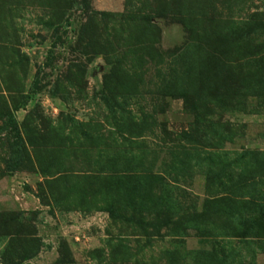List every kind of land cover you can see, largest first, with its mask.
<instances>
[{
	"label": "rangeland",
	"instance_id": "374dc122",
	"mask_svg": "<svg viewBox=\"0 0 264 264\" xmlns=\"http://www.w3.org/2000/svg\"><path fill=\"white\" fill-rule=\"evenodd\" d=\"M0 264H264V0H0Z\"/></svg>",
	"mask_w": 264,
	"mask_h": 264
},
{
	"label": "trees",
	"instance_id": "16d2710c",
	"mask_svg": "<svg viewBox=\"0 0 264 264\" xmlns=\"http://www.w3.org/2000/svg\"><path fill=\"white\" fill-rule=\"evenodd\" d=\"M16 122V117L12 114L11 115V119H10V123L11 124H15ZM19 146H20V140L18 141V144H17V149L16 151H14L13 155H12V158H11V165H10V170L11 172L15 171V169H18L19 168Z\"/></svg>",
	"mask_w": 264,
	"mask_h": 264
}]
</instances>
